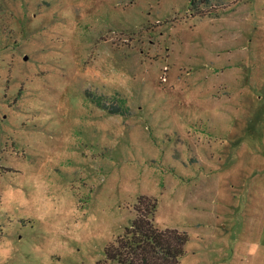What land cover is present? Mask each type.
<instances>
[{
    "label": "rangeland",
    "instance_id": "obj_1",
    "mask_svg": "<svg viewBox=\"0 0 264 264\" xmlns=\"http://www.w3.org/2000/svg\"><path fill=\"white\" fill-rule=\"evenodd\" d=\"M142 196L264 264V0H0V264H99Z\"/></svg>",
    "mask_w": 264,
    "mask_h": 264
},
{
    "label": "trees",
    "instance_id": "obj_2",
    "mask_svg": "<svg viewBox=\"0 0 264 264\" xmlns=\"http://www.w3.org/2000/svg\"><path fill=\"white\" fill-rule=\"evenodd\" d=\"M87 93L94 103L111 113H129L123 99L120 104H110L101 95ZM138 203L136 216L121 235L106 244L105 258L99 264H178L185 251L187 232L176 227L159 228L155 225L153 213L156 199L142 196Z\"/></svg>",
    "mask_w": 264,
    "mask_h": 264
}]
</instances>
